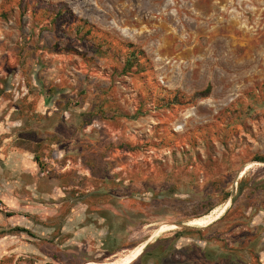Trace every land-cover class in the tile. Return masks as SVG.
Segmentation results:
<instances>
[{"label":"rangeland","instance_id":"374dc122","mask_svg":"<svg viewBox=\"0 0 264 264\" xmlns=\"http://www.w3.org/2000/svg\"><path fill=\"white\" fill-rule=\"evenodd\" d=\"M138 247L264 264V0H0V264Z\"/></svg>","mask_w":264,"mask_h":264},{"label":"bare ground","instance_id":"6f19581e","mask_svg":"<svg viewBox=\"0 0 264 264\" xmlns=\"http://www.w3.org/2000/svg\"><path fill=\"white\" fill-rule=\"evenodd\" d=\"M169 228H166V229H162L161 232H165L167 231ZM141 251L142 249L140 247L136 248L135 250H133L131 252V255L124 259V260H121V261H118V262H112V263H106V264H129L131 263L132 261H134L137 257L140 256L141 254Z\"/></svg>","mask_w":264,"mask_h":264}]
</instances>
